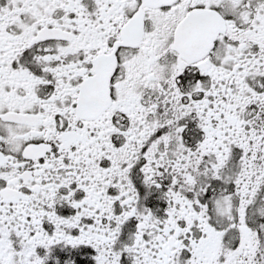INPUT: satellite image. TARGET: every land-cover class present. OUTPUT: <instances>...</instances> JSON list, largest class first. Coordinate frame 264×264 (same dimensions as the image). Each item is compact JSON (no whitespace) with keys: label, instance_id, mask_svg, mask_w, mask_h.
<instances>
[{"label":"snow or ice","instance_id":"1","mask_svg":"<svg viewBox=\"0 0 264 264\" xmlns=\"http://www.w3.org/2000/svg\"><path fill=\"white\" fill-rule=\"evenodd\" d=\"M0 264H264V0H0Z\"/></svg>","mask_w":264,"mask_h":264}]
</instances>
